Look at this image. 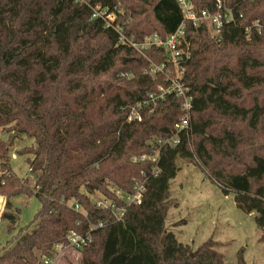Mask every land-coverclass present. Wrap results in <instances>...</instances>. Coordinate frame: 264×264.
Returning a JSON list of instances; mask_svg holds the SVG:
<instances>
[{
  "label": "trees",
  "instance_id": "1",
  "mask_svg": "<svg viewBox=\"0 0 264 264\" xmlns=\"http://www.w3.org/2000/svg\"><path fill=\"white\" fill-rule=\"evenodd\" d=\"M216 1L193 0L197 10H213ZM222 2L231 19L219 40L204 24L184 22L190 129L180 133L176 146H160L151 164L132 163L129 157L139 150L148 153L151 137L173 134L183 114L182 99L167 95L155 104L142 103L149 92L166 86L164 74L151 72L152 65L165 61L163 51L151 48L140 55L118 43L112 28L91 17V7L122 9L125 35L141 41L146 34L165 37L178 28L183 17L176 0H88L82 5L0 0V129L11 128L35 143L27 161L34 175L30 187L12 172L11 143L0 140V194L6 209L0 218L11 224L17 219L19 208L7 210L13 196H34L40 203L32 227H21L0 251V264H43L40 255L50 257L69 230L84 233L99 222L103 225L91 231L92 241L79 250L80 264H227L211 241L190 256L165 227L177 158L194 153L220 190L233 194L240 211L255 213L264 236V0ZM136 104L140 118L127 121ZM193 137L198 138L194 151ZM133 179L143 184L141 203L126 206L121 220L89 198L96 193L112 198L110 185L133 192Z\"/></svg>",
  "mask_w": 264,
  "mask_h": 264
},
{
  "label": "rangeland",
  "instance_id": "2",
  "mask_svg": "<svg viewBox=\"0 0 264 264\" xmlns=\"http://www.w3.org/2000/svg\"><path fill=\"white\" fill-rule=\"evenodd\" d=\"M151 72L155 74L152 69ZM104 77L112 79L111 75ZM162 81H165V76L162 77ZM159 88L160 86L151 92H159ZM138 107L136 106V109ZM161 139L151 137L146 141L149 152L140 153V150L132 152L129 160L132 163L143 160L151 164L155 163L161 146L158 141ZM197 139L193 137L189 140L193 151L198 142ZM0 140L6 144L11 143L9 159L12 172L20 181L32 187L34 175L27 161L33 158V154L29 151L35 147L34 140L15 133L11 128L0 129ZM177 164L178 172L170 183L169 195L165 201L166 230L174 233L177 241L188 248V253L192 257L201 245L211 241L227 264H264V236L254 222L255 213L246 214L236 207L233 194H224L220 190L207 174L196 153L191 158L178 157ZM134 181L137 182L133 179ZM109 189L113 195L110 199L115 197L123 202V193H125L123 190L113 185H110ZM89 198L95 205L102 195L96 193ZM10 202L11 209L7 210L13 212V208L17 207L20 213L13 224L8 220L0 221V251L13 243L21 227H32V220L40 207L39 201L34 196L26 194L13 196ZM74 203L73 200L69 201V205ZM4 205L5 197L0 194V214L6 210ZM80 208V212L85 214L81 205ZM10 226L13 228L9 230ZM50 258L51 264H80L81 253L70 247H64L53 252ZM43 259L44 256L40 255L39 261L42 262Z\"/></svg>",
  "mask_w": 264,
  "mask_h": 264
},
{
  "label": "built area",
  "instance_id": "3",
  "mask_svg": "<svg viewBox=\"0 0 264 264\" xmlns=\"http://www.w3.org/2000/svg\"><path fill=\"white\" fill-rule=\"evenodd\" d=\"M75 2L82 5L88 3V0H75ZM176 2L183 17V21L178 28L173 33L168 34L165 37L160 36L156 32L146 34L143 36L141 41H136L132 37L125 35L124 27L119 21V15L123 14L122 9L116 10V8L109 7L108 4L102 5L101 3H97L91 7V17L93 19L102 20L106 27L112 28L118 36V43L127 45L140 55H144V52L151 48L163 51L165 61L159 65H152L151 69L155 71V73L158 72L164 74L166 86L160 87L159 92H149L142 103L147 105L150 103L155 104L158 99H164L167 95L180 97L182 99L181 109L183 110V114L175 124L173 134L168 138H163L158 141L161 146L169 145L171 147L176 146L180 142V133L183 132L187 134L190 129L189 118L192 107V97L189 95L190 87L186 85L183 80V64L190 56L186 49L188 42L185 36L184 22L189 21L194 27L199 24H204L210 35L219 40L221 38L224 23L231 19L230 12L223 8L222 0L216 1L215 9L213 10H197L193 0H176ZM136 106H139L138 109H140L139 104L131 107L127 116V121L140 118ZM154 170H157L156 166L154 167ZM133 189V192L123 193L122 206H118L114 200L105 195H102V198L97 200L95 205L99 208L106 207V209L112 212L117 221L121 220L126 206L130 203H141L142 194L144 192L142 182L137 181L134 184ZM70 206L77 212L81 211L78 203H74ZM102 225L103 222H99L97 225H91L84 233L73 229L69 230L66 234L65 242H58L53 245L54 252L59 251L64 247H70L79 251L92 241L91 231L101 227ZM42 262L43 264H51L52 260L50 257L46 256Z\"/></svg>",
  "mask_w": 264,
  "mask_h": 264
},
{
  "label": "water",
  "instance_id": "4",
  "mask_svg": "<svg viewBox=\"0 0 264 264\" xmlns=\"http://www.w3.org/2000/svg\"><path fill=\"white\" fill-rule=\"evenodd\" d=\"M132 59V57H126L125 58V60H131Z\"/></svg>",
  "mask_w": 264,
  "mask_h": 264
},
{
  "label": "crops",
  "instance_id": "5",
  "mask_svg": "<svg viewBox=\"0 0 264 264\" xmlns=\"http://www.w3.org/2000/svg\"><path fill=\"white\" fill-rule=\"evenodd\" d=\"M2 219L0 218V221H1Z\"/></svg>",
  "mask_w": 264,
  "mask_h": 264
}]
</instances>
